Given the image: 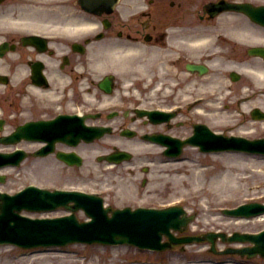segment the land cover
<instances>
[{"label":"rangeland","instance_id":"374dc122","mask_svg":"<svg viewBox=\"0 0 264 264\" xmlns=\"http://www.w3.org/2000/svg\"><path fill=\"white\" fill-rule=\"evenodd\" d=\"M179 12L181 9L178 10ZM242 26L245 24V21L242 20ZM212 79H216V81L223 80L225 81L228 92L229 88H236V93H226L227 91H223L222 94H224V99L221 97L223 102V109L227 112L228 116H226V120H235V119H243L244 125L250 126L251 123H253L254 128H260L261 126L264 127V122H252L251 118L248 116L241 114L238 110L239 107H236L235 100L244 94L246 92L241 91V86L245 84H249L248 80L245 78H242L236 82H232L231 79L226 74L225 76L221 77L220 75L217 76V72L211 73ZM210 79V78H209ZM233 83L232 85H229L230 83ZM229 94V95H227ZM150 94H147L149 96ZM152 102L146 103L142 99H137L134 101H138L137 104L141 105H149V106H156L157 103L155 101V97L152 96ZM161 96L162 95H158ZM160 97V99H161ZM168 100L170 103L172 102L169 98ZM227 102H231L232 105L228 108L225 107V104ZM169 103H166L168 105ZM236 108V110H235ZM187 110L179 116L181 120H186V123L181 125L179 129L182 134H189L192 132V125L194 121L200 120L202 117H197L198 115H193L194 111ZM194 116L195 118H192ZM121 119H124L123 116H120ZM248 118V120H246ZM131 120L127 119V123H133L130 122ZM138 121V120H137ZM189 122V123H187ZM139 123V124H138ZM135 126H138L141 124V120L133 123ZM246 126H243L240 129L246 130ZM140 127V126H139ZM150 126H144V129H149ZM177 127H174L173 130H176ZM239 128L234 127L232 131H236ZM112 141V140H111ZM191 150V151H190ZM135 152V151H134ZM137 157L140 156H151L150 150H143L142 153H138L137 151ZM188 157V159L186 158ZM185 159L181 160L178 164H155L152 166L153 173L157 174V171L159 173V170L164 171V177L165 179H161L159 176V180L157 183V189L150 190V193H147L143 195V197L147 198L148 196L150 200H155L158 202H167V203H173L176 201H181V203H184L185 206L190 211L198 212V218L193 224L194 228H196L198 231L200 230H215V229H221L224 231H234V230H257L264 226V219H238L235 217L227 216L223 213H217L220 212V206H235L241 202L252 200V199H264V156L261 155H251V154H245V153H217V154H204L201 153L199 150H194L192 147H188L186 151ZM85 167V166H84ZM80 168L77 170H67L68 168H60L61 171L56 170V174H64V176H67L64 179H62L61 182L64 185H80L83 187H93V188H106L109 186L116 187L117 195H110L107 198V202L114 204V205H120L121 198L125 197L123 194V191L126 192V196L130 195L128 192L127 187L131 184L130 181L136 182L134 178H131L130 171H127L125 174L126 176H122V180H119L114 174L109 173L111 171H107L102 169L103 171H99L96 173V171L93 174H100L99 176L88 174V168ZM166 170V171H165ZM20 171L23 173L22 176L19 178L17 177L18 174L16 171L12 174L11 178L17 179H11L8 183L0 185L3 189H9L14 190L19 188L26 180L30 179H36L39 182H57V176L56 175H49L48 173L43 174L44 169H41L38 164H36L35 170H30L29 166H25ZM196 172V174H195ZM55 173V172H54ZM78 176V177H77ZM199 182V187L197 188L200 190L198 193L193 194L192 193H183L176 195V193L179 192V189L172 188L165 190L164 185L170 186L171 183H173L174 180H186L187 187H189L192 182L196 179ZM131 178V179H130ZM111 180L112 182L108 181ZM113 179V180H112ZM129 181L126 184H124V181ZM120 182V183H119ZM117 183V184H116ZM119 185V186H118ZM131 187V186H130ZM138 190L140 189V184L138 183L137 186ZM151 188V187H150ZM149 186L147 185L145 187V190H148ZM161 190V191H160ZM141 191V190H139ZM139 191L137 193H139ZM158 191V192H153ZM192 190H190L191 192ZM153 192V193H151ZM155 195V197L153 196ZM182 195H186V197H180ZM121 196V197H120ZM57 212H35L33 215H53ZM84 213L78 212L79 216H82ZM83 217V216H82ZM241 220V221H240ZM237 221H240L238 223ZM77 244L69 245V247L76 246ZM4 248L0 249V264H19V259L17 257H20L21 259H24L22 264H28L27 262H31L33 264H82L85 259L84 257H81L82 255H87L86 260L93 259L95 261H111L112 259L120 262H124L125 258L127 259H135V258H142V259H154L158 260L160 263L167 262L168 264H185V258L188 256H204V255H210L206 254L205 251L206 245L205 244H190L188 245V248L185 250H181L178 248L167 250L165 252H143V253H137L135 250H130L126 253H122L121 251L117 253H113V248H95V247H89L84 246L83 244H78L80 251L78 253L71 252L72 249L66 247L65 250L62 252L61 256L59 257H53L51 256H39V254H32V252H26V255H22L21 253H16L18 248L9 246V245H0ZM96 249V251H95ZM12 251V252H11ZM26 251V250H25ZM205 251V254H204ZM13 253V254H12ZM11 255V256H10ZM14 255V257H12ZM118 255V256H116ZM27 256V257H22ZM214 256V255H213ZM48 260V262H46ZM164 260V261H163ZM45 261V263H43ZM64 261V262H63Z\"/></svg>","mask_w":264,"mask_h":264},{"label":"flooded vegetation","instance_id":"af4514ba","mask_svg":"<svg viewBox=\"0 0 264 264\" xmlns=\"http://www.w3.org/2000/svg\"><path fill=\"white\" fill-rule=\"evenodd\" d=\"M152 1L151 7H155V10L152 12H148L145 19L148 21V23L157 24V25H171L178 22H192L194 18L187 17L185 15L186 10L191 11V9H196V13L198 12L199 18H209V13L207 12V9H203L205 7V4L209 2L210 0H150ZM181 9L179 12L178 10ZM188 13V14H189ZM203 13V14H202ZM157 15V16H156ZM153 36H155L156 39L165 41L168 40L170 37V34L155 31L151 33ZM183 35V36H182ZM181 36L178 37V40H181L183 42L186 41L185 37H190L189 33H182ZM178 50V49H177ZM176 52V51H175ZM179 53L177 55H174V58H168V67H175L179 70L186 69L187 68V62H189L191 59L189 57V52L186 48L182 47L178 51ZM169 54V52H167ZM170 55H173V53L170 52ZM54 84L57 86L58 81L54 80ZM51 98L49 99L48 103H51ZM54 100H57V98H54ZM61 105H66V102L64 100L59 101ZM57 107H60V105H57Z\"/></svg>","mask_w":264,"mask_h":264},{"label":"bare ground","instance_id":"6f19581e","mask_svg":"<svg viewBox=\"0 0 264 264\" xmlns=\"http://www.w3.org/2000/svg\"><path fill=\"white\" fill-rule=\"evenodd\" d=\"M251 31H254L253 28L248 26L246 28L244 27L242 32L237 31V33H238V35L243 36V38L245 39V38H248L250 36V33H252ZM200 37H195L194 39H199ZM200 41L201 42L207 41V38L203 37V38L200 39ZM253 72L259 79H264V66H261V63L258 64L257 68L256 67L254 68ZM222 114L224 116H227V112H224ZM217 115H219V114H217ZM143 148H148V149L155 148V149H157L154 145H151L149 143H144L143 141H141L140 143H138L137 149H143ZM156 159L159 160L157 156H156ZM173 164H177V163H173ZM195 174H196V172H195ZM159 176H160L161 179H165L166 178V176L164 177V173H159L157 171V174L155 175V179L161 180V179H159ZM153 183L154 184H151V187L157 189V187H156L157 185L155 184L156 182L153 181ZM186 186H187V183H186L185 179L184 180H174L173 179V183H171L170 186L169 185L168 186L164 185V188H165V190L172 189L173 187L176 188V189L178 188L179 192L176 193V195H178V196H179V194L181 195L183 193H188V194L192 193V192L193 193H198L200 191V190L197 189L199 187V182L197 180V176H196V179L192 182V184L189 187L186 188ZM190 190H192V191L190 192ZM238 223H240V221H238ZM0 249H2V247H0ZM51 254H52L51 256H54V257H57V256L59 257V255L61 256V254H58L56 252H51ZM46 255L50 256V253L41 254V256H46ZM23 262H25V261L21 260V261H19V264H22ZM46 262H48V260H46ZM27 263L28 264H33L31 262H27ZM43 263H45V261ZM83 264H85V263H83ZM89 264H100V262L91 260Z\"/></svg>","mask_w":264,"mask_h":264}]
</instances>
